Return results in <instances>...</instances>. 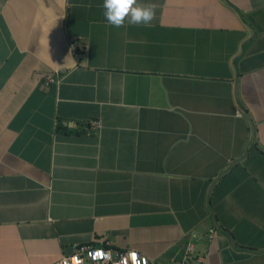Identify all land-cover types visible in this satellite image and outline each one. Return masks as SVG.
<instances>
[{
	"label": "crops",
	"instance_id": "obj_1",
	"mask_svg": "<svg viewBox=\"0 0 264 264\" xmlns=\"http://www.w3.org/2000/svg\"><path fill=\"white\" fill-rule=\"evenodd\" d=\"M139 3L0 0V264H264V0Z\"/></svg>",
	"mask_w": 264,
	"mask_h": 264
},
{
	"label": "clouds",
	"instance_id": "obj_2",
	"mask_svg": "<svg viewBox=\"0 0 264 264\" xmlns=\"http://www.w3.org/2000/svg\"><path fill=\"white\" fill-rule=\"evenodd\" d=\"M103 16L109 26L115 28L133 26H151L156 17L155 6L143 5L139 0H103ZM94 260H110V253L98 250Z\"/></svg>",
	"mask_w": 264,
	"mask_h": 264
},
{
	"label": "built area",
	"instance_id": "obj_3",
	"mask_svg": "<svg viewBox=\"0 0 264 264\" xmlns=\"http://www.w3.org/2000/svg\"><path fill=\"white\" fill-rule=\"evenodd\" d=\"M70 43H74V38L69 39ZM73 45V44H72ZM73 47V46H72ZM47 82L54 81L55 77L52 75L44 76ZM97 125L96 122H92ZM98 250H103L110 253L111 259L94 260L93 256ZM51 264H152L151 261L144 255H141L134 249H124L117 252H112L103 246L92 245H74L70 254L61 256Z\"/></svg>",
	"mask_w": 264,
	"mask_h": 264
}]
</instances>
